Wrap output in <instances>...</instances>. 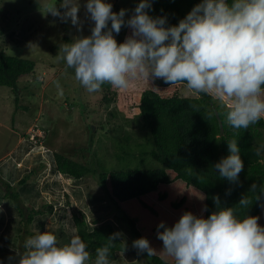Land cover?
Here are the masks:
<instances>
[{
	"label": "clouds",
	"instance_id": "9594fccd",
	"mask_svg": "<svg viewBox=\"0 0 264 264\" xmlns=\"http://www.w3.org/2000/svg\"><path fill=\"white\" fill-rule=\"evenodd\" d=\"M151 7L150 0H140L125 21L126 9L115 13L105 0H87L86 12L94 21L91 35L60 45L56 59L66 61V68L74 70L75 79L89 93L100 91L105 83L126 90L138 79L148 83L162 79L171 86L186 82L188 90L226 104V121L234 129H248L264 119V0H201L178 25L169 27L166 17L148 14ZM60 8L64 11L56 3L48 4L47 14L62 22L70 19L79 31L77 0H61ZM125 24L131 35L118 44L113 32L119 34ZM56 86L60 87L58 82ZM227 146L229 155L212 168L220 179L236 183L244 162L236 139ZM262 151L264 145L256 154ZM257 187L253 183L249 193H256ZM260 187L264 190V185ZM213 201L218 210L208 218L184 212L171 227L160 222L158 229H164L157 231L163 242L160 254L174 264H264V227L259 218L239 219L233 207L221 206L219 196ZM239 204L249 207L252 201L245 195ZM122 236L115 232L107 237L108 243L96 249L94 264H113L110 249ZM132 247L138 254L157 253L143 237ZM86 248L79 235L58 246L55 234L37 232L25 240L18 264H89Z\"/></svg>",
	"mask_w": 264,
	"mask_h": 264
},
{
	"label": "trees",
	"instance_id": "16d2710c",
	"mask_svg": "<svg viewBox=\"0 0 264 264\" xmlns=\"http://www.w3.org/2000/svg\"><path fill=\"white\" fill-rule=\"evenodd\" d=\"M150 2L152 7L147 10L148 14L153 18L166 17L165 26L169 27L178 25L201 0ZM54 3L58 6L61 0H54ZM121 9L125 8L118 3L112 7L115 13ZM125 26L121 27L119 34L113 32L118 44L123 43L122 31ZM65 40L69 41V38ZM36 67V61L10 55L0 49V86L12 90L18 107L19 82L35 74ZM161 83L167 87L165 92L154 88L145 89L138 95L123 94L107 83L101 86L108 91L103 98L106 105L126 99L123 107L141 119L142 135L134 136L126 125L113 124L110 120L108 123L111 127L106 132L112 138V149L110 145L103 146L100 142L104 139L105 143V137H100L96 142L95 128L90 126L91 137L88 147L84 149L86 154L76 159L62 152L54 153L55 166L60 174L76 180L93 178L96 181L133 241L142 237L148 239L157 253L153 256H148L146 252L140 253L145 260L143 264H174L172 258L160 254L163 242L157 238V231L163 232L164 229H158V224L163 221L171 227L184 212L208 218L218 210L213 201L214 196H219L222 207H233L239 219L246 215L256 216L259 218L258 223L264 227V190L260 187L264 185V151L260 155L256 154V149L264 145V119L250 125L248 129H234L226 121V104L204 93L193 97L179 94L180 87L186 86V82L172 86L164 81ZM68 100L65 99V102L74 101ZM70 106L75 107L73 103ZM216 112L223 123L222 135ZM110 118L116 119L117 113L111 112ZM102 128H106L104 123ZM232 139L237 140L244 162L236 183L220 179L212 168L221 158L229 155L227 142ZM36 141L39 143L40 138ZM46 167V164H39L36 170H32L15 185L0 177V192L6 191L4 197L13 201L22 218L26 235L23 236L24 242L36 234L30 232L29 227L37 216L55 213L53 204L43 203L38 209L25 205L19 190ZM253 183L258 186L256 193H249ZM245 195L252 201L249 207L239 204ZM257 195L259 199L256 200ZM73 221L77 235L86 243V250L90 253L89 264H94L96 249L107 244L106 238L116 231L109 223L98 225L102 219L96 220L97 225L90 230L82 213H74ZM125 247L121 238L118 239L110 249L109 259L115 261L118 252L127 251ZM5 260L18 264L19 255H6Z\"/></svg>",
	"mask_w": 264,
	"mask_h": 264
},
{
	"label": "rangeland",
	"instance_id": "374dc122",
	"mask_svg": "<svg viewBox=\"0 0 264 264\" xmlns=\"http://www.w3.org/2000/svg\"><path fill=\"white\" fill-rule=\"evenodd\" d=\"M77 2L80 5L79 31L70 19L62 22L58 17L47 14V5L54 3V0H0V49L37 63L36 73L19 82V107L12 90L0 86V177L15 185L25 175L36 170L39 164H46L42 173L34 176L19 190L25 205L38 209L43 203L53 204L55 213L37 216L29 231L52 232L57 237L58 246H63L77 235L73 214L82 213L90 230L97 225L96 220L102 219L98 225L109 223L116 232L123 234L121 240L127 251L118 252L113 264H143L144 258L132 247V238L96 181L93 178L76 180L60 174L55 166V152H62L76 159L86 154L84 149L88 147L91 137L90 126L95 128L96 142L100 137L106 138L105 143L104 139L100 141L103 146L112 145V138L106 132L111 127L108 123L110 120L113 124L126 125L134 136L143 134L141 119L123 107L126 99L106 105L103 102L108 92L106 88L94 93L87 92L75 79L74 70L66 68V61L56 59L60 45L91 35L94 27V21L86 12L87 0ZM105 2L112 4V7L115 3L124 7L127 10L125 19L128 20L140 0ZM57 7L60 8V3ZM60 9L61 12L64 11L63 8ZM131 32L126 25L122 31L123 42ZM65 38H69V41ZM162 81L156 79L148 83L138 79L126 90L111 88L123 94L138 95L145 89L154 88L165 92L167 87ZM57 82L59 88L56 86ZM157 82H160L158 86ZM61 90L63 95H60ZM179 94L185 97L197 96L183 85ZM65 99L74 101L67 104ZM70 103L75 107L72 108ZM111 112L117 113L116 119L110 118ZM102 123L105 124V129L102 128ZM35 136L40 137L39 143ZM5 192H0V264H11L5 260V256L22 253L25 250L26 235L24 236L20 213L13 201L4 197Z\"/></svg>",
	"mask_w": 264,
	"mask_h": 264
},
{
	"label": "water",
	"instance_id": "95a60500",
	"mask_svg": "<svg viewBox=\"0 0 264 264\" xmlns=\"http://www.w3.org/2000/svg\"><path fill=\"white\" fill-rule=\"evenodd\" d=\"M216 116H217V118H218V120H219L220 131H221V135H222V134L224 133L223 123H222V121H221V119H220V117H219L218 112H216Z\"/></svg>",
	"mask_w": 264,
	"mask_h": 264
}]
</instances>
